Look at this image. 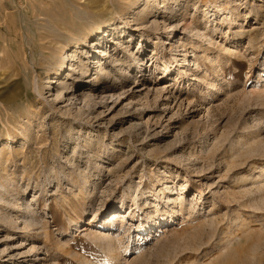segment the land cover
I'll list each match as a JSON object with an SVG mask.
<instances>
[{
    "label": "rangeland",
    "instance_id": "374dc122",
    "mask_svg": "<svg viewBox=\"0 0 264 264\" xmlns=\"http://www.w3.org/2000/svg\"><path fill=\"white\" fill-rule=\"evenodd\" d=\"M146 1L0 0V264H264V0Z\"/></svg>",
    "mask_w": 264,
    "mask_h": 264
},
{
    "label": "bare ground",
    "instance_id": "6f19581e",
    "mask_svg": "<svg viewBox=\"0 0 264 264\" xmlns=\"http://www.w3.org/2000/svg\"><path fill=\"white\" fill-rule=\"evenodd\" d=\"M149 7H150V2L147 0L146 3H145V6L143 7V9H141V11L138 13L137 19L146 18L147 15L149 16V13H147V11H146L147 9H149ZM112 20L113 19H110V20L106 21V22H109V23L104 22L103 24L96 25V26H91V27L86 28L85 30H79V32H76V33L71 34L70 35V38H71L70 39V44L73 43L75 46H79L80 45V42H82V41L88 42L90 39H93L95 36H98L99 34H102L105 31V29L108 27V24H112ZM54 24H56V23H54ZM73 24H75V23L74 22H67V21H65L63 24H61L59 26H56L55 30H52V31L54 33H56V31H60L62 29H67L68 31H70L69 30L70 29L69 26H71ZM52 36H55V35H52ZM48 39H53V38L50 37ZM48 39H47V41H48ZM42 40H44V38ZM70 44L68 43V45H66V46H68V48H69ZM54 46L55 45H54L53 41L52 42H47V43L45 42V43H43L42 44V47L40 49V52H41L40 54L44 56L45 52H47V50H49V49L52 50V48ZM60 46L57 47V49L60 50V51L62 50V53L60 54V52H58L60 55L57 57V60H56V63H60V68L59 69H56L54 71L55 72L54 74H56V75H61L62 74V71H64L65 68L67 70L70 67H72L71 64H69L71 66L68 67V61L70 60L71 55H69V52L66 49L67 47H62L63 45L61 47ZM103 53H102V55H105V53L104 54ZM3 75H4V80L7 81V77H8V76H6V75H8L7 69H5L2 72V76ZM0 80L2 82V79H0ZM5 81H4V83H5ZM53 82H55L54 79H52V81H50V83H53ZM4 83H3V85H0V104H3L5 106V110L8 112L7 114L10 115V117L11 116L13 117L14 115H16V116H18L20 118L19 120H23L22 119V116H24V115L25 116H28V115L29 116H33L34 114H36V113H33L31 111V109H32L31 102L32 101H31L30 96H25V95L21 94L23 91L19 93V91H18V88L19 87L17 85V82H13V83L11 82V84H4ZM37 89L39 90V92H41L43 88H42V86L40 84H37ZM19 103H21L23 105V107H21V108L20 107L15 108L16 107L15 105H17ZM12 136L13 135H11V137ZM184 200H185V198L182 195H179L178 198L172 199V204H175L176 205L177 201H179L178 203H179V205L181 206V209H182L184 207V205H185ZM155 206L158 207V204L156 203ZM176 211L177 210H174V212H176ZM119 212L122 213L123 211L121 209L120 210L119 209H116V210L110 212V216H113L114 217L112 219L113 221L115 219H117L118 216H121ZM26 222L28 224L32 225V224H35L36 223V220L30 218ZM166 222H168V221L160 222V223H164L165 224L164 226H161V227L165 228V226H167L168 223H169V222L168 223H166ZM146 226L147 225H142L141 227H138V228L144 229ZM138 233H143L144 234V232H140V230H138Z\"/></svg>",
    "mask_w": 264,
    "mask_h": 264
}]
</instances>
